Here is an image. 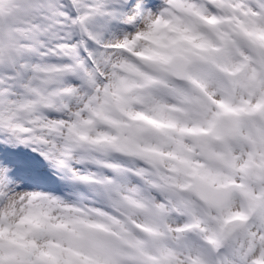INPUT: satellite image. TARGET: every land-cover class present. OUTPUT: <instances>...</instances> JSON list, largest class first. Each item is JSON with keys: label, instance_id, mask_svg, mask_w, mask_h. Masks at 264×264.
I'll use <instances>...</instances> for the list:
<instances>
[{"label": "snow or ice", "instance_id": "obj_1", "mask_svg": "<svg viewBox=\"0 0 264 264\" xmlns=\"http://www.w3.org/2000/svg\"><path fill=\"white\" fill-rule=\"evenodd\" d=\"M0 264H264V0H0Z\"/></svg>", "mask_w": 264, "mask_h": 264}]
</instances>
